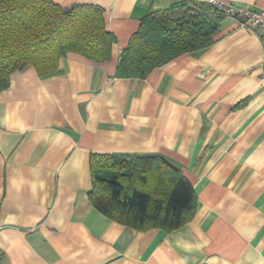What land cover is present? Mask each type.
I'll return each instance as SVG.
<instances>
[{
	"label": "crops",
	"instance_id": "1",
	"mask_svg": "<svg viewBox=\"0 0 264 264\" xmlns=\"http://www.w3.org/2000/svg\"><path fill=\"white\" fill-rule=\"evenodd\" d=\"M52 1L101 8L116 43L107 62L70 53L0 94V264H264V36L226 17L212 47L118 78L142 21L187 0ZM93 155L164 158L194 187L193 220L166 233L103 215Z\"/></svg>",
	"mask_w": 264,
	"mask_h": 264
},
{
	"label": "trees",
	"instance_id": "2",
	"mask_svg": "<svg viewBox=\"0 0 264 264\" xmlns=\"http://www.w3.org/2000/svg\"><path fill=\"white\" fill-rule=\"evenodd\" d=\"M225 19L211 4L192 0L150 13L122 51L116 76L146 79L184 54L212 47ZM115 43L99 7L0 0V94L14 73L34 68L39 76H50L70 53L107 62ZM90 166L92 204L121 225L172 233L196 215L193 185L160 156L93 155Z\"/></svg>",
	"mask_w": 264,
	"mask_h": 264
},
{
	"label": "built area",
	"instance_id": "3",
	"mask_svg": "<svg viewBox=\"0 0 264 264\" xmlns=\"http://www.w3.org/2000/svg\"><path fill=\"white\" fill-rule=\"evenodd\" d=\"M210 4L225 17L233 18L240 28L260 32L264 36V7L253 10L223 0H211Z\"/></svg>",
	"mask_w": 264,
	"mask_h": 264
}]
</instances>
